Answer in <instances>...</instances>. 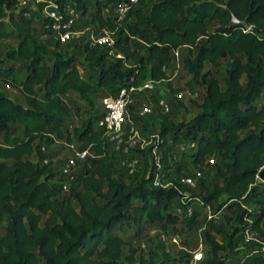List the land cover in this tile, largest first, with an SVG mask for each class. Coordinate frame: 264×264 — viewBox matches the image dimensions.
I'll use <instances>...</instances> for the list:
<instances>
[{
	"label": "trees",
	"instance_id": "16d2710c",
	"mask_svg": "<svg viewBox=\"0 0 264 264\" xmlns=\"http://www.w3.org/2000/svg\"><path fill=\"white\" fill-rule=\"evenodd\" d=\"M74 1L77 26L95 21L107 28L123 59L80 41L83 60L62 58L49 49L51 36L42 29L47 20L40 11L27 15V9H14L17 0H0V40H17L0 59V81L24 99L21 103L0 90V264H178L180 259L164 251H144V227L174 230L180 221L193 226L197 207L211 211L214 204L216 209L225 205L237 226L230 230L215 223L217 212L203 219L207 251L201 264H234L236 258L242 264H264V179L257 178L264 170V0H149L147 8L139 0L121 21L112 11L104 12L117 0ZM88 6L94 7L90 21L83 18ZM232 15L247 26L229 27ZM35 24L41 36L35 35ZM183 47L189 52L182 57L183 67L205 86L199 112L186 123L161 114L162 141L150 145L149 152L140 150L145 177L136 185L125 183L117 177L116 156L97 124L101 111L94 100L150 82L149 92L157 101V88H170L166 69L174 62V50ZM221 60L229 61L222 82L211 69L202 72ZM16 64L23 71L20 76ZM69 93L90 107L72 129L67 124ZM75 113L79 115L78 108ZM56 141H74L81 150L90 145L93 155L67 192L58 185L63 177L51 162H39L41 147ZM191 142L194 148L178 150ZM153 148L160 168L154 155L150 158ZM173 155L199 171L216 166L204 193L187 198L186 204L196 207L191 216L176 213V189L152 184L156 169L162 181L176 182ZM246 231L253 237L238 245L235 238Z\"/></svg>",
	"mask_w": 264,
	"mask_h": 264
},
{
	"label": "rangeland",
	"instance_id": "374dc122",
	"mask_svg": "<svg viewBox=\"0 0 264 264\" xmlns=\"http://www.w3.org/2000/svg\"><path fill=\"white\" fill-rule=\"evenodd\" d=\"M67 1V0H66ZM74 1V0H72ZM92 1V0H91ZM149 0H141L142 6L147 8ZM90 5V4H89ZM94 7L88 6V11L86 15H84V19L90 21L92 16V11ZM96 22L92 23V27H96ZM34 33L37 36L40 35V28L35 24ZM49 49L55 51L62 58H66L69 56L77 57L83 60V56L79 54L80 49L78 48L77 42L67 43L66 45L55 44L56 40L52 37H49ZM17 45V40L13 37L8 39L0 40V59L5 58V53L10 48H13ZM189 55V52L185 47L179 50V66L177 67L175 63L169 65L166 69V74L169 78L170 88L168 87H158L156 91L157 100L164 99L169 104L168 113H163L160 111L158 107H154L153 113L149 115L141 116L139 112L141 111L142 104L145 102L156 101L152 96L151 92L139 93L136 95L135 102L133 105L129 107V118L126 124V128L129 130L130 128L136 129L139 134L146 140L151 139L159 135L161 131L162 117L161 114L166 115L167 118L174 123H186L192 117H194L198 112L199 108L197 106L198 102L201 100V93H203L204 85L201 80L195 82L192 78V74L187 70V68L182 65V57L184 55ZM229 61L221 60L218 64L212 66L206 65L202 72H206L211 69L212 74L222 82L225 77L226 71L228 69ZM90 68V65H87V69ZM21 70V67L16 64L15 74H17ZM23 71H20L19 76L22 75ZM242 82H244V78H242ZM6 82L0 81V90L8 95L13 97L15 100L24 103L23 95L18 90H10L5 87ZM184 88H193L198 92L197 99L191 100L189 98L179 100L176 98V93ZM66 102L71 107V115L67 119V124L69 129H72L74 126H79L81 124V120L85 119L88 116V111L90 107L87 102L83 99L79 98L76 93H69L65 96ZM95 109L98 111L102 110V106L100 104L99 99L94 100ZM79 109V115H76L75 110ZM19 135V133H16ZM4 137L0 135V143H3ZM154 142L152 141L144 150L145 152H149V147ZM41 146V145H40ZM141 149H132L128 154H118L116 156L117 166H118V174L117 177L124 181L125 183H131L133 185L139 184L143 177H145L144 170L145 160L141 155ZM44 157L51 162L53 170L59 174L61 171V167L63 163L73 155V152L65 145L63 142L56 141L47 150L42 153ZM150 158L153 156V152L150 151ZM38 155V154H37ZM122 160L126 161H137L135 166V172L129 173L127 169L121 164ZM176 163L173 165L175 169L174 175L179 178L182 176H196L199 172L200 177L196 182V186L193 188H185L189 195H202L205 191V187H207L213 180L216 172V166L214 164H209L206 166L203 171H199L195 168L191 163L182 159L179 155L176 157ZM33 161H37L36 157H33ZM85 166V163L79 165L77 169H75V173L78 170L82 169ZM258 181L261 179L257 176ZM63 193V192H61ZM64 194V193H63ZM192 208H196L193 207ZM199 211V215L197 217L198 223L193 226H186L182 221H180L174 228L171 226L168 227L167 230H162L158 225L151 227H144L143 234L144 237L142 239V243L144 244V251L149 248L157 249L158 251L166 252L170 257L175 258L177 260L180 259L178 264H201L203 259L206 256L207 248L205 246L203 240V233L206 231L207 227H204V218H208V208L197 207ZM212 208V207H211ZM217 212L218 218L215 219V223L222 224L226 229H232L237 226V223L233 220H229L231 217V211L223 205L221 208L216 209V205L214 204L211 213ZM1 232V228H0ZM161 233L166 235L165 239L161 238ZM237 235L235 241H237L238 245H241L243 242L244 236ZM124 253H126L127 248L124 247ZM180 251H183L181 253ZM200 252L201 257L197 260L193 258V256ZM190 255V256H188ZM239 259L236 258L234 260V264H238Z\"/></svg>",
	"mask_w": 264,
	"mask_h": 264
},
{
	"label": "built area",
	"instance_id": "2783aa9c",
	"mask_svg": "<svg viewBox=\"0 0 264 264\" xmlns=\"http://www.w3.org/2000/svg\"><path fill=\"white\" fill-rule=\"evenodd\" d=\"M138 3L139 0H117L105 7L104 12L109 13L112 11L117 19L121 21L126 17L130 8ZM41 5L43 6L41 7ZM14 9H27V15L32 11H40L43 17L47 20L42 26L43 31H47L60 45L80 41L90 47H104L107 49V57L123 59V55L113 49L115 41L107 28L100 25L95 28L91 25L84 28H79L77 26L79 11L77 10L75 1L58 2L57 0H17ZM179 59V50L176 49L174 50V63L177 67L179 66ZM164 69L165 68L163 67V70ZM151 86V83L147 82L140 87H124L120 90L117 97L113 98L107 96L100 99L102 110L97 124L104 130L106 147H108L110 152L115 156L118 154H128L135 148L145 150L152 141L154 143L162 141L159 135L146 140L136 129L130 128L128 130L126 128L129 118V107L135 102L136 95L140 92H149ZM175 96L182 101L187 98L192 100L197 99L198 92L193 88H184L178 91ZM154 107H158L163 113H168L170 108L167 101L164 99H158L157 101L143 103L139 114L141 116L152 114ZM65 145L73 152V155L69 157L61 167L60 175H62L63 179L58 181V185L63 192L68 191L69 184L75 177V169H77L80 164L86 163L89 155L91 157L93 156L92 151L90 150V145L82 150L78 148V144L74 141L66 142ZM188 147L194 148L195 143L191 142L189 145L181 144L179 145L178 150L185 151ZM41 150L44 153L47 148L42 146ZM152 152L155 157V164L157 168H160V155L156 148H153ZM173 157L176 158L177 156L173 155ZM39 162L43 164L49 161L46 157H42ZM209 162H213V159H209ZM121 164L132 174L135 172L137 161L122 160ZM158 175V169H156L152 180L153 186H162L165 188L172 187L176 189L180 194L178 201L179 205L175 206L176 213H181L183 211L187 216H191L193 208L192 205L186 204V200L190 195L185 188L195 187L196 182L200 177V173L198 172L196 176L188 175L179 177L176 182L168 180L162 181ZM207 208L208 218L216 216V214L214 215L211 213L209 207ZM160 236L162 239L166 238L164 233H161ZM243 236L245 240H248L253 237V234L246 231ZM141 247L144 248L143 243L141 244ZM200 257V252L193 256L195 260ZM238 264L242 263L239 262Z\"/></svg>",
	"mask_w": 264,
	"mask_h": 264
},
{
	"label": "water",
	"instance_id": "95a60500",
	"mask_svg": "<svg viewBox=\"0 0 264 264\" xmlns=\"http://www.w3.org/2000/svg\"><path fill=\"white\" fill-rule=\"evenodd\" d=\"M235 25H239V26H242V27H246L247 26V23L245 20H238L234 15H232L231 17V20L228 24L229 27L231 26H235ZM258 177L263 180L264 179V170H261L260 173L258 174Z\"/></svg>",
	"mask_w": 264,
	"mask_h": 264
}]
</instances>
